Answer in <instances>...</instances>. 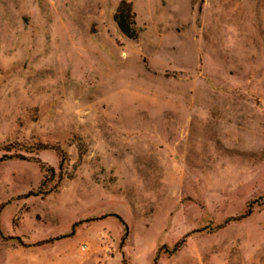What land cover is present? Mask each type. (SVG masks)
Returning <instances> with one entry per match:
<instances>
[{"label":"rangeland","instance_id":"1","mask_svg":"<svg viewBox=\"0 0 264 264\" xmlns=\"http://www.w3.org/2000/svg\"><path fill=\"white\" fill-rule=\"evenodd\" d=\"M0 264H264V0H0Z\"/></svg>","mask_w":264,"mask_h":264},{"label":"trees","instance_id":"2","mask_svg":"<svg viewBox=\"0 0 264 264\" xmlns=\"http://www.w3.org/2000/svg\"><path fill=\"white\" fill-rule=\"evenodd\" d=\"M114 21L116 22L119 30L121 31L122 34H124L127 38L130 39H135L137 37L138 31L136 28V24H135V15L132 11V7L131 4L127 1H121L116 9V12L114 14ZM41 149H45L46 146H40ZM58 156L60 157V165L63 163L65 156L63 154V152L59 149L56 148L55 149ZM33 161L36 162L37 164L40 165V167H44V164L38 159V158H33ZM45 171L48 173H53V169L52 168H45ZM38 193L40 194H45L46 192H41V190L38 191ZM28 195H32L31 193H29ZM37 195V194H36ZM249 213V211H247ZM245 213L239 217H229L225 220L224 223H229L231 221H235V220H239L241 218H244L248 213ZM113 216L117 217L121 223L123 224L124 227V236L127 233V226L126 224L121 220V218L119 216H117L116 214H113ZM81 222H76L73 223L71 226V230L70 233L67 236H71L75 233V228L80 224ZM53 239H48L45 240L44 243L50 242ZM177 248V244L174 246L173 251Z\"/></svg>","mask_w":264,"mask_h":264}]
</instances>
